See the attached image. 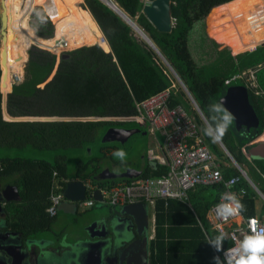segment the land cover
Instances as JSON below:
<instances>
[{"label": "trees", "instance_id": "trees-1", "mask_svg": "<svg viewBox=\"0 0 264 264\" xmlns=\"http://www.w3.org/2000/svg\"><path fill=\"white\" fill-rule=\"evenodd\" d=\"M2 1L5 17L0 43L2 95L9 92L11 75L22 73L23 63L28 58L23 81L11 86L5 97L4 109L10 117L5 113L3 117L5 120H11V117L58 119L15 122L0 118V148L15 153L13 157H0L4 176L19 188L26 206L9 205L6 210L21 218L24 230H40L52 223L53 216L48 214L47 207L53 180L62 189L67 181L89 180L92 186L101 189L117 183H129L130 179L98 180L100 162L93 157L77 161L74 170L70 171L67 158L72 151L95 146L103 137L116 141L117 129L128 127L133 122L113 119L134 115L136 103L166 89L170 91L169 107L181 106L194 121L197 136L220 163L223 179L240 177L237 169L227 166L228 157L218 141L214 142L205 135L206 124L193 110L177 78L205 119L211 115L209 104L223 105L229 89L246 87L242 80L236 78L242 73L256 70V84H260L257 74L264 62L262 48L232 56L229 49L214 47L209 36L210 25L217 15H221V31L227 37L242 39L243 49L264 39V25L258 27L251 24L249 18L262 5L259 0H170L174 26L169 33L159 32L142 13L149 0H115L148 36L158 52L99 0H82L83 6L81 2L78 8L81 0ZM64 3L69 14L64 10ZM31 8L34 9L29 25L33 30L27 25L26 16ZM13 31L19 34L15 42L10 39ZM102 35L108 45L101 41ZM32 44L47 47L53 52L68 49L49 81L56 63L55 54ZM24 48H29L25 58L17 51ZM56 54L59 56L60 53ZM261 85L260 89L264 92V81ZM252 91H248L249 102L258 120V134L264 127V95L255 96ZM223 107L226 108L225 105ZM89 117L107 120H82ZM101 132H104L102 138ZM247 141L249 139L240 136L232 125L221 140L233 159L240 166L247 167L264 194V180L254 173L241 152ZM98 149L105 158V149ZM48 153L51 160L43 157ZM251 163L264 176L263 161L252 160ZM166 172V166L147 161L138 178L159 177ZM222 189L221 185L199 186L187 193L185 202L157 201L152 247L160 251L159 248L164 246L165 230L195 226L207 232L210 227L207 213L218 202ZM232 189L238 192L237 198L245 206L246 211L241 212L244 217L258 214L255 209L258 197L245 181L240 179ZM260 213L264 214V205ZM214 237L215 233L214 236L211 234V238ZM229 247L231 242L224 240L223 251ZM211 249L209 252L213 257L221 256L223 252H216L212 246ZM151 264L162 262L153 256Z\"/></svg>", "mask_w": 264, "mask_h": 264}, {"label": "built area", "instance_id": "built-area-1", "mask_svg": "<svg viewBox=\"0 0 264 264\" xmlns=\"http://www.w3.org/2000/svg\"><path fill=\"white\" fill-rule=\"evenodd\" d=\"M261 1L262 5L258 6V10L249 16L250 23L258 27L264 25V0ZM101 41L107 43L103 35L101 36ZM60 43L63 44L64 42L61 41ZM259 47L264 50V39L247 47L243 52H253ZM25 64L26 61L23 65L25 66ZM24 66L23 73L11 75L9 92L11 86L23 81ZM245 75L246 73H243L236 78L241 80ZM251 80V86L253 87L256 85L255 78H251ZM177 83L179 84L178 79ZM180 87L187 96V91L181 85ZM9 92L4 95L0 92L1 104L3 99V111H5V97ZM255 92V94L259 93ZM169 99L170 91L166 89L136 103V113L134 115L113 119L121 122H134L141 126L146 124L150 134L154 136L156 132H159L164 136L163 155L158 156L150 150L147 159L149 162H156L166 166V174L159 177L136 178L129 183L123 182L111 187L98 188L101 192L102 203L109 208L135 203H143L154 207L157 200L186 201L187 190L191 187L221 185L223 189L220 198L216 204L210 207L207 219L211 231L216 236L223 234L224 240L231 242V247L228 249H238V252L233 253L238 259L239 255L243 254L242 250L239 249V245L244 240V237L246 235H255L259 229L264 228V222L254 216L244 217L241 213L239 216L230 217L227 221L216 216L215 206L222 202H228L226 199H221L222 195L227 196L232 193H235L236 196L238 195V192L232 188L240 182L241 177L235 176L228 180L223 179L220 165L215 156L205 146L201 137L197 136L198 132L194 121L181 106L169 107ZM187 100L197 113L196 106L189 96H187ZM84 186L86 187V196L84 200L78 201V206L89 207L95 202L92 198V193L96 187L92 186L90 181L84 182ZM62 191V187L53 180L47 207V212L50 216H54L58 211V206L63 200ZM253 219L256 223H253ZM221 257L223 259V252Z\"/></svg>", "mask_w": 264, "mask_h": 264}, {"label": "water", "instance_id": "water-1", "mask_svg": "<svg viewBox=\"0 0 264 264\" xmlns=\"http://www.w3.org/2000/svg\"><path fill=\"white\" fill-rule=\"evenodd\" d=\"M102 4H104L107 8H111L114 12H116L126 23H128L133 30L141 36V38L150 45L153 49H156L154 44L148 38V36L136 25V23L124 12L119 13L112 7H108L102 0H99ZM2 15H1V34L4 32V5L3 1L0 0ZM142 13L146 16L148 21L159 31L162 33H169L174 26L172 22V17L170 13V0H149L148 3L142 8ZM54 35V28H53ZM44 39V38H43ZM95 45V44H94ZM92 46V45H90ZM39 47V46H38ZM79 48V47H78ZM76 49V48H75ZM109 52H111V48H109ZM158 52V51H157ZM108 53V52H107ZM28 60V58H27ZM26 60V61H27ZM57 66H55V70L53 74L48 78V81L52 79L53 75L56 72ZM169 68V67H168ZM171 70V69H170ZM177 77V76H176ZM178 79V78H177ZM179 84L185 89L182 85L181 81L178 79ZM186 90V89H185ZM187 91V90H186ZM187 96L192 100L188 91ZM194 103V102H193ZM226 109L231 112L234 117L235 128L237 132L245 137L246 139H252L257 134V125L258 120L255 113L252 110L251 104L248 99V92L246 87H235L228 90L226 99L223 102ZM196 106V105H195ZM197 109V113L199 117L202 118L204 123L206 124V119L204 115H202L201 111ZM18 119L13 118V121H40V120H58L56 117L54 118H46V117H29L25 120L23 118L26 117H17ZM84 121H97V120H107V118H98V117H89L82 119ZM123 133V134H121ZM147 135L146 131H141L140 129L132 128L128 130H118L117 131V139L116 141H120L123 146H126L128 143V147L126 150H130L133 148L134 144L138 139H141ZM223 151L227 155V157L231 160V162L237 167L240 175L244 178V181L251 185L258 193L263 197V195L254 187L252 182L245 176L244 172L237 165V162L232 158V156L227 152L221 141H218ZM264 150V142L261 148V151ZM141 172L135 169H128L123 173H113L108 169H104L101 173L96 177L98 180H114V179H136L140 176ZM63 200L58 206V210L64 213H76L78 208V201H82L86 196V187L84 186L83 181H73L65 184L64 189L62 191ZM92 198L94 201H102L101 192L96 187L93 190ZM264 198V197H263ZM3 203H11V202H19L21 201V195H19L18 187L15 185H6L0 191V202ZM116 214L109 216L104 214H92L89 217L83 219L84 228L88 231L90 239L92 242L87 246V252L83 260H81V255L72 256L71 264H108L109 262H122L125 258V255L132 249L138 248L140 253L145 257V251L141 249L142 244L139 239H135L131 243L128 244L126 249L123 252L118 253V257L109 256L111 253V248L113 244L108 240V234L117 231V227L122 223H126L127 220L133 218L132 226H135L137 233L141 234L144 232L147 227V208L142 203H135L130 205H124L120 209H118ZM121 216V217H120ZM130 216V217H129ZM106 219V220H105ZM102 222V224H101ZM100 223V224H99ZM129 227V226H128ZM122 244H127L126 240L128 238L124 236H120L116 238ZM112 241V240H111ZM74 246L76 248L83 249V244L79 241L74 242ZM38 249V257L41 260L40 264H46L50 260H54L50 251L45 248V243L40 239H37L35 234H30L24 238V241L19 246H9L14 253L8 251H4L5 256L7 257L8 262H4V264H30L31 257L30 253L32 248ZM127 256V255H126ZM59 262L63 261L62 257L58 258ZM134 264H137L134 261ZM3 264V263H0ZM139 264V263H138Z\"/></svg>", "mask_w": 264, "mask_h": 264}, {"label": "crops", "instance_id": "crops-1", "mask_svg": "<svg viewBox=\"0 0 264 264\" xmlns=\"http://www.w3.org/2000/svg\"><path fill=\"white\" fill-rule=\"evenodd\" d=\"M220 31H221V29H220ZM221 34L223 36H225L222 31H221ZM231 38H233V37H231ZM225 39H227V38L225 37ZM228 39H229V37H228ZM253 52H255V51H253ZM243 53H245V52H243ZM248 53H252V52H248ZM254 76H255V73H254ZM253 89L256 91L258 90L262 96L264 95V92L261 91L260 86L254 85ZM255 93L256 92H254V94ZM248 99H249V94H248ZM233 121H234V119H233ZM234 127H236V126L234 125ZM257 128H258V125H257ZM235 130H236V128H235ZM150 135L154 139V141L150 140V144L153 143L154 148L150 147L148 150L153 151V153L158 155V156H162L163 155L164 139H163V141L159 140V139L157 140L155 138V135L154 136L152 134H150ZM240 136H242V135H240ZM144 138H146V136ZM233 138H238V137H233ZM263 142H264V127L261 129L260 133L256 134L255 137H253L252 139H250L249 141H247L245 143V146L241 149V152L243 153V156L245 157V159L253 167V170L255 171L254 173H258L261 176V178L264 180V176L262 174H260L259 170L256 169L255 166L251 163L252 160L263 161V163H264V150L261 151V148L263 146ZM247 147H249V148L255 147L254 152L249 154V155L246 154L245 149ZM228 160H229V163L227 162L228 163L227 166H232L235 169H237V167L231 162V160L229 158H228ZM219 165H220V163H219ZM237 165L243 171V169L241 168V166L238 163H237ZM139 171L141 172V170H139ZM240 177H241V179L243 178L241 175H240ZM242 180L244 181V178ZM86 181H89V180H86ZM86 181H84V182H86ZM68 182L69 181H67V183ZM250 182H252V181H250ZM252 184L264 197V194L260 191V188H257L255 183H252ZM257 185L259 187V184H257ZM249 187L254 193H256V195H259V193L253 187H251V185H249ZM259 196H260V201H262V202H260L259 200L256 201L255 209H256V212L258 214H256L254 217H257L258 219H262L264 222V214L262 215L260 213L262 206L264 205V203H263L264 198L261 197V195H259ZM157 201H162V200H157ZM156 202H155V204H156ZM180 202H182V201H180ZM183 202H185V201H183ZM97 203L103 204L102 201H95L94 204L89 206V207L95 208L94 206H96ZM144 205L146 206V208L148 206H150L152 211H153L150 216L148 215L147 227L145 228L144 232H141V234H138L135 226H132V225L129 226L130 222L133 223V218H131L129 216L130 219L127 220L126 223H124L125 225L121 229L117 228L116 232L109 233L107 237H108L109 242H111L113 244V246L111 248V253H109V256L118 257V253L123 252L129 243H131L135 239L136 240L139 239L141 241V244H142L141 249H143L145 251V257H143V255L139 252L140 250L138 248H135V249L130 250L126 254L127 256L125 255V258L122 262L111 261V262H109V264H134L133 260L136 261L137 264L138 263L139 264H151V257H153V256H155V258L158 261L162 262V264H213V255H211L209 252V250L211 249V245L208 244V240L211 238V234H213V236H214V233L211 231L210 227H209V230L207 232H205V230H203V228L201 226H198L201 228H197L195 226L178 227L176 229L173 228L170 231L167 230V232L165 230L164 240H163L164 246L159 248L160 251L157 250V248L152 247V241H154V239H155V232H156L155 231V209H154L155 205H154V207H152L151 205H146V204H144ZM16 207L26 208L23 201L21 204L16 205ZM117 208H109L108 211H105V214L112 216V215L116 214L115 212L117 211ZM119 208H121V207H119ZM59 212L63 216L65 215V216H70V217L75 216L77 213V211H76V213H73V214L72 213H64V212L58 210L57 213L52 217V222L57 218ZM92 214H103V212H102V210H97V207H96V209H92V211H90V213L86 214L85 217L86 216L89 217ZM260 214H261V216H260ZM74 220H76V219L74 218ZM207 221H208V219H207ZM101 224H102V222H101ZM33 234H35L37 239H44L46 242L48 241L50 243L49 244V247L51 250L50 253H51L52 257L54 258V260L53 261L50 260L46 264H71V261H72L71 257L76 256V255H81V260H83L85 257V254L88 250L87 246L89 245L90 242H92V239H90L88 231L84 227L82 229V232L76 231L75 236H74V241L76 240V241H79L80 243H82L83 247H84L83 249L76 248L75 246H73V248L65 247V246H59V245H56L53 242V240H51L50 238L40 237L38 233H33ZM52 234H54V237H53L54 239H57L59 236H61V234H55V233H52ZM65 234H66V232L64 233V236H65ZM120 236H124V237L128 238L126 240L127 244H122L121 242H119L118 239H116V238H119ZM215 236H216V234H215ZM161 251H162V253L159 254ZM211 251H212V249H211ZM155 252H158V253L156 254ZM212 254H215V253H213V251H212ZM218 256L221 257L220 255H218ZM61 257H62L63 261H61V262L57 261L58 258H61ZM221 259H222V257H221Z\"/></svg>", "mask_w": 264, "mask_h": 264}, {"label": "rangeland", "instance_id": "rangeland-1", "mask_svg": "<svg viewBox=\"0 0 264 264\" xmlns=\"http://www.w3.org/2000/svg\"><path fill=\"white\" fill-rule=\"evenodd\" d=\"M81 2H82V0L77 4V8H78V6L80 5ZM82 6H83V2H82ZM34 8H31L30 11H28L27 15H26L27 16V25L29 27H30V25H29L30 16H31L32 10ZM221 19H222V16L221 15H217L215 17V19H214V22L210 25V28H209L210 29L209 36H210V38H211V40L213 42L214 47H217L218 50L231 48L233 54H238V53L243 52L245 50L243 48H245V47L243 46V43H242L243 40L242 39L238 40L234 36H232L233 38L229 37V39H228L227 36H223L221 34V31H220V21H221ZM53 28H54V26H53ZM195 28H197L196 24H195ZM197 30H198L199 34H201V36H203L202 35L203 34L202 31L199 30L198 28H197ZM18 36H19V34H18L17 31L11 32L10 33L11 42H15L18 39ZM137 36H139V35L137 34ZM225 37L227 39H225ZM139 38H141V36H139ZM61 41H62V39L59 40V42H61ZM31 46H37L38 47L39 45L38 44H32ZM31 46H29V48H31ZM227 46H229V47H227ZM39 48L48 50L51 53L55 54V60H56L55 66L58 65V63L60 61V58L62 56L64 57L66 51H68V50H63L59 54V56H57L56 53H54L51 49H49L47 47L39 46ZM27 50H28V48H24V49H19L17 51L19 52V54H22V56L25 58L27 56ZM25 66H26V64H25ZM25 66H24V70H25ZM260 66H262V69H260L258 74H257L258 83L260 81V84H258V86L261 85L263 83V81H264V62H262L260 64ZM54 70H55V67H54L51 75L53 74ZM0 74H1L0 75V86H1V76H2L1 69H0ZM251 74H252V76H251ZM251 78H255L253 70L247 71L245 77L242 79L243 84H245L246 86H249L248 88H250L251 84H252ZM0 90H1V87H0ZM3 113L7 114L5 111H3V106L1 104V106H0V118H1V120H3V121H13L14 117H11V120L10 119L9 120H5L6 118L4 119ZM7 116H9V115L7 114ZM27 118H29V117L23 118V120H25ZM15 119L19 120V118H17V117H15ZM29 119H31V118H29ZM133 123L128 124V127H120V128L117 129V130H128V129H131V128H136V129H140L141 131H146L147 132L146 138L143 137L141 139H138L136 141V143L134 144L132 149H130V150H126L125 149V148L128 147V143H126V146L124 147L123 144L120 141H118V140L117 141H108L105 137H103L104 132H101V138L102 137L103 138L100 139V141L97 142L95 144V146H93V147L91 146L90 148H87L86 150H83V151H72V152H70V154H69V156L67 158L69 170L70 171L74 170V168H75L74 165H75V163L77 161H84V160H87L89 157H93L94 159H97L100 162L99 167L101 168V170L108 169L109 171H111L113 173H123V172H125L128 169L141 170L142 166L144 164H146L147 161H148L147 160V156H148V152H149L148 149L150 147H153V143L150 144V140L154 141V139H153V137L150 135V133L148 131V125L145 124V125L141 126L139 124L136 125V124H133ZM230 125H233V127H234L235 123H234L233 120H232V123ZM234 134H236V133H234ZM163 137L164 136H162L159 132L155 133V138L157 140L159 139V140L163 141V139H164ZM99 147H101V148L103 147L105 149V151L103 149V151L105 153V158H104V155H102L100 152H98V151H100V149H98ZM120 149H122L126 153V156H125L123 161L120 158L115 157L113 155V153L115 151L120 150ZM254 150H255V147H251V148L247 147L245 149V153L249 155V154L253 153ZM13 155H15V153H12L11 151L3 150L2 148H0V157H13ZM43 157H45L46 159H50L51 160V155L49 153L46 154V155H43ZM241 168L243 169L244 174L249 179V181H252V183H255L256 187L259 188L258 185L256 184V181L254 182V179L249 174V171L247 170V167L241 165ZM257 197H258V200L260 201V196L257 195ZM260 202H262V201H260ZM94 207L95 208H93V207H84V206L81 205V206H79L77 208L76 215L72 216V217L65 216V215L63 216L59 212L57 218L52 222L53 224L57 225L55 227V231L54 232L52 230L41 231V232H38L39 236L40 237H45V238H50L51 240H53V242L56 245L73 248L74 242H75L74 241L75 232L76 231L77 232H82V229L84 227L83 219L88 217V216L85 217V215L90 213V211H92V209H96V207H97V210H102L103 214L105 213V211L109 210V207L106 204L97 203L96 206H94ZM118 209H120V208L118 207L117 210ZM152 212L153 211H152L151 207L148 206L147 207L148 215L150 216L152 214ZM74 218L76 220H74ZM66 224L68 226H67V231H66L65 236H62V237L59 236L57 239H54L53 238L54 234H52V233L59 234V233H57V231L59 230L58 227L61 226V225H66Z\"/></svg>", "mask_w": 264, "mask_h": 264}, {"label": "clouds", "instance_id": "clouds-1", "mask_svg": "<svg viewBox=\"0 0 264 264\" xmlns=\"http://www.w3.org/2000/svg\"><path fill=\"white\" fill-rule=\"evenodd\" d=\"M172 22L174 23L173 19ZM229 50L232 56H237V54L232 53L231 48H229ZM248 87L249 86H246L247 92L248 90H253L252 94H254L256 90H254L252 86L250 88ZM257 92L259 91L257 90ZM254 95L262 96L260 93ZM208 110L211 115L206 119V126L204 128L205 135L211 138L214 142L221 141L227 133L234 117L231 112L223 107L222 104H209ZM221 113L223 114L221 115ZM113 155L123 161L126 153L120 149L115 151ZM221 199H226L228 202H222L215 206V213L219 219L227 221L230 217L239 216L241 212L246 211L245 206L241 203L240 199L237 198L235 193L227 196L222 195ZM253 223H256L254 219ZM223 241L224 235L221 234L214 238H210L208 244H210L216 252H221L223 251ZM239 249L242 250L243 254H240L238 259L233 255V253L238 252V249H227L226 251H223V259L219 256L213 257V264H264V228L259 229L255 235H246L244 240L240 243Z\"/></svg>", "mask_w": 264, "mask_h": 264}, {"label": "flooded vegetation", "instance_id": "flooded-vegetation-1", "mask_svg": "<svg viewBox=\"0 0 264 264\" xmlns=\"http://www.w3.org/2000/svg\"><path fill=\"white\" fill-rule=\"evenodd\" d=\"M1 15H2V8H1V4H0V43L2 40L3 35L1 34V26H2V22H1ZM4 30V29H3ZM249 91V90H248ZM132 129V128H131ZM104 170V169H103ZM103 170H101L99 173H101ZM6 185H13L9 182V178L4 176V169H3V164L0 161V191L1 189H3L4 186ZM19 190V188H18ZM21 195V194H19ZM22 197H21V201L19 202H11V203H3L0 202V263L4 262H8L7 257L4 254V251L8 252H12L14 253V251L9 248V246H19L23 243L24 238L27 236H30V234L33 233H38L41 231H55V227L57 225L51 223L49 226H45L42 227L40 230H36V229H27L24 230L22 228V220L21 218H19L18 215L10 213L9 211H7V207L9 205H13L16 207V205H19L22 203ZM125 224L122 223L121 225H119L117 228L121 229ZM132 225V223L130 222L129 226ZM67 224L66 225H61L58 227V233L61 234V237L64 236V233L67 231ZM42 242L45 243V248L51 252L50 247H49V242L45 241L44 239H40ZM38 249L37 248H32V251L30 253V257H31V262L30 264H40L41 260L38 257ZM109 264V263H108Z\"/></svg>", "mask_w": 264, "mask_h": 264}, {"label": "bare ground", "instance_id": "bare-ground-1", "mask_svg": "<svg viewBox=\"0 0 264 264\" xmlns=\"http://www.w3.org/2000/svg\"><path fill=\"white\" fill-rule=\"evenodd\" d=\"M103 3H105L107 6H111L113 9H115L116 11H118L119 13H124L120 6L118 5V3L115 2V0H102ZM64 2V1H63ZM262 3L261 0H259V4ZM64 10L67 12V14H69V10L67 9L65 3H64ZM29 49V48H28ZM68 50V49H66ZM62 52V51H61ZM61 52H54V53H61ZM197 188V186L195 187H191L187 190V193L191 192V191H195V189Z\"/></svg>", "mask_w": 264, "mask_h": 264}]
</instances>
